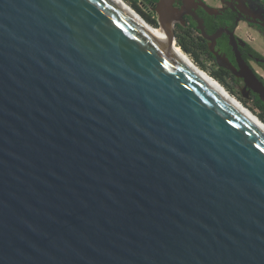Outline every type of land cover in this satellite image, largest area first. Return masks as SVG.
Wrapping results in <instances>:
<instances>
[{"label": "water", "instance_id": "water-1", "mask_svg": "<svg viewBox=\"0 0 264 264\" xmlns=\"http://www.w3.org/2000/svg\"><path fill=\"white\" fill-rule=\"evenodd\" d=\"M0 264H264V135L110 0H0Z\"/></svg>", "mask_w": 264, "mask_h": 264}, {"label": "flooded vegetation", "instance_id": "flooded-vegetation-1", "mask_svg": "<svg viewBox=\"0 0 264 264\" xmlns=\"http://www.w3.org/2000/svg\"><path fill=\"white\" fill-rule=\"evenodd\" d=\"M136 1L139 8L145 9L146 16L156 20V24L157 9L168 8L170 12L166 19L171 22L174 34L193 37L213 57L214 62L215 58L209 50L211 42L206 36L219 32L214 50L225 55L235 67V55L239 54L264 85V0ZM231 35L234 37L233 44L230 43ZM238 80L242 83V79Z\"/></svg>", "mask_w": 264, "mask_h": 264}, {"label": "bare ground", "instance_id": "bare-ground-1", "mask_svg": "<svg viewBox=\"0 0 264 264\" xmlns=\"http://www.w3.org/2000/svg\"><path fill=\"white\" fill-rule=\"evenodd\" d=\"M117 6L121 12L128 16L134 23H136L146 33L160 39L166 40L172 55L179 61V63L189 69L200 82L205 84L209 89L216 93L220 98L226 101L235 111H237L244 119L251 125L256 127L261 134L264 135V123L260 121L248 108H246L237 98L231 95L218 81L200 69L190 60V58L180 49L176 40L172 39L168 34L160 28H154L147 23L136 11H134L123 0H110Z\"/></svg>", "mask_w": 264, "mask_h": 264}, {"label": "trees", "instance_id": "trees-1", "mask_svg": "<svg viewBox=\"0 0 264 264\" xmlns=\"http://www.w3.org/2000/svg\"><path fill=\"white\" fill-rule=\"evenodd\" d=\"M132 7L137 10L136 0H132ZM140 16L145 19V21H147L149 24L155 27L157 26L155 19H152L149 16H146L145 14H141ZM175 37L177 45L192 58L193 62L197 66H199L202 70L208 72V74L213 77L216 81H218L222 86H224L227 91H230V93L233 92L231 85H237L238 83H240L238 79H236L229 71L217 67L213 57L207 52H205L204 47L201 44L195 42L193 37L188 34H177L175 35ZM200 55H205L206 59L213 62V68L210 71L207 70V67L204 64L203 60H199ZM250 99L252 100L254 107H256L260 111L257 113L259 119L264 122V103L259 99V96L254 93H250Z\"/></svg>", "mask_w": 264, "mask_h": 264}, {"label": "rangeland", "instance_id": "rangeland-1", "mask_svg": "<svg viewBox=\"0 0 264 264\" xmlns=\"http://www.w3.org/2000/svg\"><path fill=\"white\" fill-rule=\"evenodd\" d=\"M124 2H126L134 11H136L137 13L138 12H140L141 14H145L146 15V11H145V9H143L142 7H138V2L136 1V8H137V10L136 9H134V7H132V0H123ZM140 13H138V14H140ZM140 14V15H141ZM145 20V19H144ZM147 22V21H146ZM148 23V22H147ZM151 25V24H150ZM153 26V25H152ZM154 28H158V26H153ZM257 47V46H256ZM181 49V48H180ZM182 50V49H181ZM183 51V50H182ZM261 51V50H260ZM184 52V51H183ZM185 53V52H184ZM189 58H190V60L193 62V60H192V58L187 54V53H185ZM199 60H203V62H204V64L206 65V67H207V70L208 71H210L212 68H213V62L212 61H210V60H208V59H206V56L205 55H200L199 56ZM195 64V63H194ZM196 65V64H195ZM199 67V66H198ZM200 68V67H199ZM201 69V68H200ZM204 71V70H203ZM206 72V71H205ZM207 74H208V72H206ZM231 82V81H230ZM228 83H229V81H228ZM224 87V86H223ZM231 88H232V90H233V92L232 93H230V91H228L231 95H233L235 98H237L246 108H248L258 119H259V117H258V115H257V113L258 112H260L256 107H254V105H253V102H252V100L250 99V94H247V98H245V97H243L242 96V94H241V92H240V90H241V88H242V83L240 82V83H238L237 85H234V84H232L231 85ZM264 117V116H263ZM260 120V119H259ZM261 121V120H260ZM262 123H264L263 121H262Z\"/></svg>", "mask_w": 264, "mask_h": 264}]
</instances>
